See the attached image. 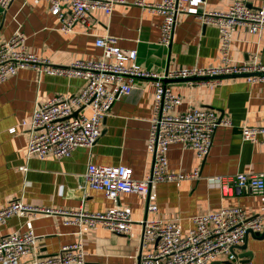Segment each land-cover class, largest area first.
I'll list each match as a JSON object with an SVG mask.
<instances>
[{
    "label": "crops",
    "instance_id": "1",
    "mask_svg": "<svg viewBox=\"0 0 264 264\" xmlns=\"http://www.w3.org/2000/svg\"><path fill=\"white\" fill-rule=\"evenodd\" d=\"M123 0L114 6L110 16L91 9L87 26L76 25L72 33L58 30V21L48 10L45 0H12L5 11L0 8V43L16 30L25 36L28 51L50 65L66 66L75 59L96 60L101 50L95 38L109 33L117 38L123 51H136L135 62L143 69L163 74L177 67H208L220 63L218 31L213 25H202L194 16L181 13L176 18L169 46L159 43L161 16ZM155 3L159 0H145ZM207 8L225 11L234 0H206ZM251 8L264 7V0H243ZM229 56L234 63L257 57L264 63V29L260 34L237 27ZM171 89L181 98L172 113L190 108H210L229 126L219 125L206 156L199 160L192 149L177 143L167 150L168 169L173 173L192 172L197 177L153 182L146 198L135 193H121L110 200L104 192L90 189L84 199L79 189L81 175L88 163L125 165L132 177L139 179L151 164L146 152L154 87L150 79H135L134 88L120 94L101 120L100 136L95 144L78 147L69 156L43 159L26 157L28 121L37 105L54 95L78 93L85 80L79 76L51 75L42 69L22 68L0 83V207L20 199L24 204L56 211L77 210L104 212L112 207L128 211L133 223L127 233H115L99 226L66 223L60 212L35 217L13 216L0 225V235L32 230L36 245L22 255L18 264H34L38 257L55 254L62 245L80 238L86 264H135L140 255L151 252L154 243L141 244L140 221L160 218L171 220L182 232L193 227V217L218 211L222 207H241L247 215H264V191L251 193L235 188L223 195L217 175L238 172H264V150L261 145L243 141L241 125L259 127L264 121V85L248 83L242 76L224 77L219 84H188L169 80ZM15 127L13 134L8 130ZM153 203L157 209L148 210ZM248 234L233 250L238 260L264 264V238ZM244 249H241L244 247ZM246 253L244 257L238 255ZM237 259L219 255L212 264H237ZM2 264V263H0Z\"/></svg>",
    "mask_w": 264,
    "mask_h": 264
},
{
    "label": "built area",
    "instance_id": "2",
    "mask_svg": "<svg viewBox=\"0 0 264 264\" xmlns=\"http://www.w3.org/2000/svg\"><path fill=\"white\" fill-rule=\"evenodd\" d=\"M38 1V0H35ZM49 12L58 21V30L64 34L74 32L76 25L87 26L91 9H100L108 16L116 4L123 0H45ZM12 0H0L5 11ZM135 4L161 16L159 43L169 46L176 18L181 13L194 16L202 25H213L218 31V53L220 63L208 67H177L157 75L141 69L135 62L136 51H123L117 45V38L103 33L95 38L94 44L101 50L96 60L75 59L66 66L50 65L46 59L38 58L28 51L25 36L16 30L0 43V83L15 75L22 68L42 69L51 75L79 76L85 80L81 90L72 95H54L48 101L36 106L28 121H21L27 127L28 140L26 157L43 159L46 155L57 158L69 156L78 147H92L100 136L101 120L120 94L129 93L135 79H150L154 87L150 126L146 152L151 164L139 179L132 177V171L125 165H101L88 163L81 175L79 189L84 199L90 189L104 192L106 198L115 200L121 193H135L146 198L153 182L194 178L199 168L192 172L173 173L168 169L167 150L177 143L183 148L195 151L202 160L211 145L213 134L219 125H230L228 119H219L210 108H190L172 113L181 102L169 80L182 79L188 84L196 82L216 85L225 76H242L252 84L264 85V63L256 56L251 61L234 63L230 47L237 27H244L249 33L260 34L264 29V7L251 8L243 0H234L225 11L207 8L206 0H159L155 3L136 0ZM72 116L75 110H78ZM15 127L9 128L13 134ZM240 136L262 146L264 150V121L259 127L241 125ZM220 185L223 195H229L235 188L251 193L264 191V172L213 177ZM149 211L156 205L148 204ZM60 212L66 216V223L90 227L99 226L115 233H127L133 223L128 211L112 207L104 212L89 213L81 207L77 210L56 211L24 204L20 199L9 201L0 207V225L13 216L35 217L39 214ZM193 227L182 233L171 220L152 218L141 220V244L154 243L151 252L142 254L135 264H212L219 255L230 259L238 257L232 247L242 240L248 231L264 232V215L249 216L241 207H222L218 211L193 217ZM32 230L23 233L0 235V263L18 264L19 258L36 245ZM83 242L80 236L72 243L64 244L55 254L38 257L34 264H86ZM237 264H252L249 260H238Z\"/></svg>",
    "mask_w": 264,
    "mask_h": 264
},
{
    "label": "water",
    "instance_id": "3",
    "mask_svg": "<svg viewBox=\"0 0 264 264\" xmlns=\"http://www.w3.org/2000/svg\"><path fill=\"white\" fill-rule=\"evenodd\" d=\"M238 76H240V75H238ZM225 77H230V76H225ZM224 78V77H223ZM179 80H182V79H179ZM182 81H184V80H182ZM79 111V109L78 110H75L74 112H73V114H72V116H75L76 114H77V112ZM219 119H221V116L219 117ZM248 234H252V235H255V236H259V237H257V238H264V232H262V233H257V232H251V231H248L247 233H246V235H245V237H247V235ZM234 247H239V246H233L232 247V252L233 253H235L234 252V250H233V248ZM245 248V246L244 247H242L241 249H244ZM247 254L246 253H243V254H240V255H238L239 257H244V256H246Z\"/></svg>",
    "mask_w": 264,
    "mask_h": 264
}]
</instances>
